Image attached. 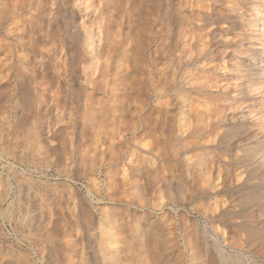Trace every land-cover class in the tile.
<instances>
[{"label": "rangeland", "instance_id": "374dc122", "mask_svg": "<svg viewBox=\"0 0 264 264\" xmlns=\"http://www.w3.org/2000/svg\"><path fill=\"white\" fill-rule=\"evenodd\" d=\"M263 48L264 0H0V264H264Z\"/></svg>", "mask_w": 264, "mask_h": 264}, {"label": "bare ground", "instance_id": "6f19581e", "mask_svg": "<svg viewBox=\"0 0 264 264\" xmlns=\"http://www.w3.org/2000/svg\"><path fill=\"white\" fill-rule=\"evenodd\" d=\"M198 1H201V0H198ZM216 1H219V0H216ZM186 4V3H185ZM230 18V17H229ZM230 20V19H229ZM233 22V21H232ZM235 22V21H234ZM237 22V21H236ZM238 23V22H237ZM232 25V24H231ZM236 27L239 29V24L236 25ZM76 31V30H75ZM262 57L264 59V48L262 50ZM233 66V65H232ZM177 83V81H176ZM177 85V84H176ZM186 106V105H185ZM188 109V108H187ZM189 112V111H188ZM182 115V116H181ZM180 116H181V119H180V124H181V130H182V133L183 134H186L184 135L185 137H187V135L190 133L189 132V125H190V120H189V117L186 115V113H182ZM226 121V120H225ZM228 121V120H227ZM220 125V124H219ZM212 126V125H211ZM215 126V125H214ZM211 129V127H210ZM188 132V133H187ZM237 139V137H236ZM199 140V139H198ZM201 140V139H200ZM230 140V139H229ZM172 141V140H171ZM197 141V140H196ZM253 141V140H252ZM186 142V141H185ZM225 142V136L222 137L221 139V144ZM248 143V142H247ZM231 144V143H230ZM239 145V144H238ZM242 145V144H241ZM146 146V144H145ZM248 147V146H247ZM245 147L244 148V151H245V156H246V165L248 167H251L249 168L250 169V173L252 174L253 172L255 173L256 171H258L260 168H264V153L262 152V149H261V145L257 148V149H253V148H247ZM229 149V148H228ZM227 149V150H228ZM189 150V148L187 146L184 147V151H182L183 153H187ZM231 150V149H230ZM175 153H174V160L176 161V158H178V156H180L179 154L181 153L179 148L178 147H175ZM190 152V151H189ZM259 155V158H258V163L256 164V161L254 162L253 159H251L250 157L254 155V153H256ZM188 154L185 155V160L186 161H189L191 160V157L190 156H187ZM233 155V154H232ZM230 156V155H229ZM229 158V157H228ZM257 159V158H256ZM178 160V159H177ZM232 160V159H231ZM174 161V162H175ZM202 165V164H201ZM236 165V162L233 161L232 163H230V169L231 167H234ZM258 165V166H257ZM201 171V169H199ZM263 172V171H262ZM224 175V174H223ZM251 178V177H250ZM202 185V183H201ZM203 187V186H202ZM177 189V188H176ZM245 189V188H244ZM175 191V190H174ZM204 195V194H203ZM259 200V203H261L264 199V196H259L258 197ZM243 201V200H242ZM264 208V207H263Z\"/></svg>", "mask_w": 264, "mask_h": 264}]
</instances>
